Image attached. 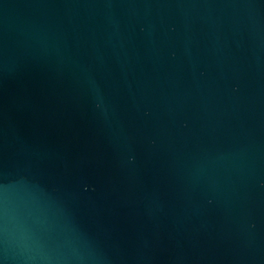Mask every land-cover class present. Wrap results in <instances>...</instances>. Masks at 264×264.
I'll use <instances>...</instances> for the list:
<instances>
[{"label": "water", "instance_id": "95a60500", "mask_svg": "<svg viewBox=\"0 0 264 264\" xmlns=\"http://www.w3.org/2000/svg\"><path fill=\"white\" fill-rule=\"evenodd\" d=\"M0 264H264V0H0Z\"/></svg>", "mask_w": 264, "mask_h": 264}]
</instances>
